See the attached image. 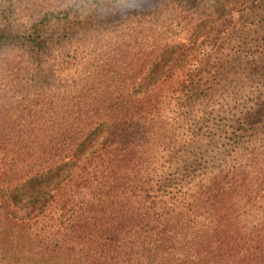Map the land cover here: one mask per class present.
Listing matches in <instances>:
<instances>
[{
  "label": "trees",
  "instance_id": "obj_1",
  "mask_svg": "<svg viewBox=\"0 0 264 264\" xmlns=\"http://www.w3.org/2000/svg\"><path fill=\"white\" fill-rule=\"evenodd\" d=\"M0 264H264V0H0Z\"/></svg>",
  "mask_w": 264,
  "mask_h": 264
}]
</instances>
